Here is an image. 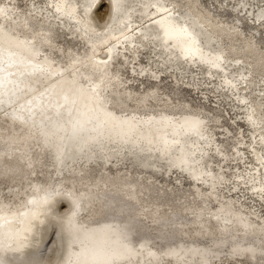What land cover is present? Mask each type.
Wrapping results in <instances>:
<instances>
[{
  "label": "bare ground",
  "instance_id": "obj_1",
  "mask_svg": "<svg viewBox=\"0 0 264 264\" xmlns=\"http://www.w3.org/2000/svg\"><path fill=\"white\" fill-rule=\"evenodd\" d=\"M102 1L86 17L85 10L92 8L97 0H47V8L53 11L55 17L62 19L59 22L65 25L63 29L88 46L86 54L70 47L65 52L68 58L65 64L56 61L53 56L54 20H48L43 14L41 21L45 24L36 26V14L31 6L30 11L23 12L11 0L0 1V68H4L0 76H8L14 71L23 72L20 85L6 88L7 91L18 90L13 96L1 93L0 86V119L6 121L5 126L0 128V177L17 182L12 189L14 200L4 199L0 191V219L11 218L10 224L5 226L13 232L24 229L17 239L21 242L20 247L15 248V243L0 244V264H48L49 236L53 229L56 230L60 252L55 264H80L86 257L105 259L112 256H120L121 259L113 260L111 264H227L229 260L242 258L254 264L263 260L264 264V219L258 218L252 211L245 213L244 209L236 207L232 199L220 198L218 185L223 183L224 174L212 167L213 159L210 157L212 152L224 161L226 155L216 145L210 116L203 114V109H194L190 102H184L181 86H177L188 77V87L196 89L195 76L188 74L192 66H202L210 75L219 73L224 76L221 85L238 96L239 105L246 106L255 74L262 75L261 80L264 79V50L259 41H249L237 25L229 26L214 19L201 8L200 0H154L145 21L134 18L130 13L129 2L132 0L117 15L113 13L111 0H105L109 11L104 17V24L99 26L95 12ZM85 2L83 9L80 4ZM71 10H75L71 19L61 16ZM256 15V22L262 24L264 7ZM190 25L204 31V40L194 47L202 57L200 60L183 59L188 52L186 46L189 39L176 35L184 32L185 28L190 30ZM2 36L5 38L2 39ZM150 41L156 45L155 53L159 59L149 63H159L163 72L171 70L176 84L170 98L162 103L158 72L151 74L156 85L138 93L122 87L120 68L116 66L119 61L123 64L138 63L140 48L148 46ZM5 47L11 52L21 51L20 66H7L10 59L2 54ZM122 49H129L134 60L128 61V52L122 53ZM120 54L125 60L117 56ZM234 62L237 63L235 66L248 69L240 79L229 75ZM27 63H32L41 75L30 80L21 67ZM211 63L219 64L221 70L213 69ZM140 74L149 78L146 67L141 69ZM239 81L243 86H239ZM183 82L186 83L185 80ZM173 95L179 98L178 102H171ZM72 97L76 98L70 99ZM67 99L79 101L78 104L71 101L72 105H67L68 110H62L57 116L55 106ZM44 101L50 104V109L32 108L34 103ZM93 102H97L99 112L113 117V123H123L124 127L111 125L112 129L108 131L104 128L106 122L98 117V121L85 124L87 134L75 135L67 140L68 130L72 131L75 126V110L72 108L86 109ZM130 102H133L132 110L128 108ZM150 102H156L159 107L151 108ZM263 117L264 104L255 99L248 107L246 121L254 133L259 132L254 136L252 149L256 165L250 174H235L241 182L250 183L253 193L261 197L264 196V136L260 130ZM192 122L199 125L198 130L185 131L182 126ZM134 127L136 132L129 131L130 135L124 133ZM56 129L63 132L55 133ZM120 130L124 135L120 137L122 139H116ZM159 133L162 137L157 138ZM178 142L181 146L175 145L169 152L164 149ZM66 143L73 156L77 154V157H71L63 167H59L60 158L56 152ZM37 145L42 151L36 150ZM239 151L241 149L237 147L234 154ZM43 152L49 154L54 172L58 175L54 186L46 174V181H28V174L37 173L41 166L40 155ZM181 153L192 156L189 169L183 168ZM120 157L131 159V167H141L152 174L158 172L159 167L167 170L172 167L174 172L185 173L195 186V195L202 204L206 207L208 201H217L216 207L209 211L205 223L189 226L185 231H179L173 225L171 233H164L163 226L175 221L177 214L152 207V204L157 197L169 192L157 189L153 182L141 176L133 175L131 168L126 173L102 171V174L94 176L100 162L109 164L112 161L116 164L115 159ZM108 183L115 184V187L104 189L102 185ZM202 186L207 192L202 190ZM35 199L49 201L35 208L31 203ZM62 202L68 207L64 213L60 212ZM139 202H143L142 206L137 205ZM34 208L35 213L23 222L21 215L29 214ZM142 214L155 224L159 231L155 236L148 233ZM216 223L226 230L224 236L217 237ZM4 227L0 226V229L5 230ZM235 229L253 234L255 238H238ZM156 238L161 246L156 244Z\"/></svg>",
  "mask_w": 264,
  "mask_h": 264
},
{
  "label": "rangeland",
  "instance_id": "obj_2",
  "mask_svg": "<svg viewBox=\"0 0 264 264\" xmlns=\"http://www.w3.org/2000/svg\"><path fill=\"white\" fill-rule=\"evenodd\" d=\"M0 1L4 2L5 0ZM11 1L13 2V5L16 6V8L20 11L27 12L31 9L33 10V12L36 14L34 15L36 26H43L45 24V22L41 21V18L44 15L46 18H48V20H54L56 22L54 26L55 34L53 35V56L56 61L65 64L68 60V58L65 57V52H67L70 47L74 48L78 52L86 54V48L88 46H86L81 39H78V37L73 36V34H70L69 31L63 29V26L65 25L59 22L62 19L60 20L55 17L53 15V11L47 8L49 7L47 0ZM144 1H147L148 3L145 4ZM152 1L154 0H132V2H129L131 5L130 13H133L134 18H140L139 20L145 21V15L148 14L150 6L153 5ZM169 1L170 0H167V2ZM200 2L201 8L208 11L214 19L221 20L229 26L237 25V27L243 32L244 36L249 41H259L258 44L264 50V21L262 24H259V21L256 22L255 20L257 17L256 14L259 12L260 8L264 7V0H200ZM85 4L86 2L84 4L81 3L80 6L82 7L83 5L84 8ZM29 7L31 9H29ZM108 11V3L106 1H102L95 12L96 21L99 26L104 24V17ZM139 11H141L142 14H137ZM202 39L204 40V38ZM140 49H142V51L139 52V56L137 57L139 59H137L138 63H135L134 61L133 63L125 62V64H123L121 61H119L120 58L117 57L119 62H117L116 66L120 68L119 76L122 81V87L131 88L138 93H142L145 89L156 85L157 82L151 79V74L158 72V84L160 83L159 85L161 86L158 91L159 95H162V97L160 96L162 98V103L165 99L170 98L169 95H172V89L176 85L173 81V73L171 70L168 72H166L167 70L165 72L161 71L162 66H159V63L155 65L149 63L159 59V56H157L155 53L156 45L152 43V41H150L148 46L146 44L145 48ZM122 50V53L128 52V61L134 60L133 57L130 56L132 52L129 49ZM117 56H122L123 60H125L123 55L120 54ZM236 64L237 63L234 62V65L230 67L234 70L229 69V72L231 71L229 75L233 78L240 79L242 75L248 71V69L246 67L239 68L238 66H235ZM143 67L147 68V74L149 78L143 74H140V71ZM134 69H137L138 71H135ZM116 75H118V73ZM188 75H193L197 79H195L196 85L194 86L196 89H191L188 87L190 86L187 85L189 78H184L186 83L183 82L184 80H182L181 83L177 85L179 87L181 86L180 88L183 92L182 100L184 102H190L194 109H200V111L203 109L201 112L210 116V127L211 131L214 133L215 140L217 141L216 145H219L220 148L223 149L226 155L225 157L227 158L223 161L221 156L213 155L211 152L210 158L213 159L211 160L212 167L215 170H220L224 174L222 177L223 183L218 185L220 187L218 190L219 194H221L220 198H223V200L232 199L235 202L237 208L241 207L245 210V213L252 211L257 214L258 218L264 219V196L261 197L254 194L250 188V183L247 184V182H241V179L235 175L236 173L240 172H243L244 174H250V171H252L256 165L253 159L254 153L252 149L253 144H255V142H253V139H255L254 136L259 132H253L252 128L248 125L246 118L248 107H250L255 102V99L264 104V79L261 80L262 75L255 74L254 76L255 80L252 84V87H254V85L255 87L254 89L251 87L249 90L250 95L248 94L247 99L248 106L239 105L238 96H236L232 91H228V89L221 85L224 76L220 75L219 73L210 75L206 68L202 66H192L191 73ZM238 83H240V81ZM241 85L243 86V83H240L239 86L241 87ZM224 90H226V92ZM172 98L171 102L179 101V98L176 99L177 97L174 95ZM131 104H133V102H130L128 105L130 110L134 108ZM150 107L157 108L159 105H157L156 102H150ZM5 124L6 121L1 118L0 128L4 127ZM260 130L263 132L262 134L264 136V117ZM235 146H237L238 149H241L237 155L234 154V152L237 150V147ZM36 150L42 151L41 148H38V145L36 146ZM238 156L241 159L237 158ZM121 158L122 157L115 159L117 161L116 164H114L112 161L109 164H104L102 163L103 161L100 162L101 164L98 165L94 176L97 177L98 174H102V171H106L110 174L117 172L126 173L128 169L131 168L134 170L133 175L141 176L145 180L153 182L157 189L161 188L162 191L165 190L164 192H169L168 195L165 193V195L157 197L152 204V207H160L163 210L174 211L177 214L176 220L172 222L173 224L171 222H167V224L163 226L162 231L164 233H171L173 230V225L176 226L179 231H185L189 226L203 224L207 221V216L210 215L209 211L216 207L217 201H208L206 207L204 204H202L201 200L195 195V186L192 184L191 179L185 175V173L183 174L179 171L174 172L172 167L168 170L166 168L159 167L158 172H154L153 175L150 173V170H145L141 167H131V159L127 158V160H123L125 157H123V159ZM40 164L41 166L39 167L37 173L28 174V181L34 182L35 180H39L43 182L46 181L47 176L50 178L52 185L54 186L55 183H57L58 175L54 172V166L51 164V158L47 152H43L40 155ZM16 183L17 182H9L3 177H0V191L3 197H5L4 199L8 201L14 200L12 196V189ZM102 186L104 189L111 190L115 187V184L108 183ZM204 187L205 186H202V190L207 192ZM142 204L143 202L137 203L138 206H142ZM67 210L68 207L64 202H62L60 205V212L64 213ZM141 217L148 233L152 236H155L159 232L155 228V224L145 214H142ZM214 228L216 230L217 237H222L226 234V230H224V227L220 223H216ZM234 232L238 238L245 237L249 238V240L255 238L253 234H247L241 229H235ZM158 240L159 239L157 238L155 239L156 244L161 246L158 244ZM59 256L60 252L58 250L56 230L53 229L49 236V247L46 262L48 264H55ZM226 258L227 257L225 256V259ZM245 260L246 258H242L240 260H229L227 261V264H254L250 260ZM260 264H263V260H261Z\"/></svg>",
  "mask_w": 264,
  "mask_h": 264
},
{
  "label": "water",
  "instance_id": "obj_3",
  "mask_svg": "<svg viewBox=\"0 0 264 264\" xmlns=\"http://www.w3.org/2000/svg\"><path fill=\"white\" fill-rule=\"evenodd\" d=\"M66 1H69V0H66ZM83 1V0H82ZM86 1V0H85ZM100 0H97V2L94 4V6L90 9H86L85 12H84V15L87 17V16H90L92 13H93V10L94 8L96 7V4L99 3ZM105 1V0H103ZM130 1V0H111V3H112V9H113V13L114 15H117V14H120L121 12L124 11L125 9V5L127 4V2ZM83 8V7H82ZM84 9V8H83ZM75 14V10H71L69 13H67V15H62V17H65V19H71V17ZM137 14H142V12H138ZM74 20V19H72ZM88 31V30H87ZM176 35H181V36H186L189 41H187V54H185V56L183 57L184 58H197L198 60L202 59L201 55L199 54V52H196L195 50H198L197 48H194L195 45H197L198 43H200V40H202V38L204 37V31L203 29L201 28H193L191 27L190 25V30H188L187 28H185V31L184 32H178ZM5 38V36H2V39ZM172 41V39L170 40ZM9 48V47H8ZM194 48V49H193ZM5 50L2 52V54H4L5 56L8 57V59H10L9 63L7 64L8 67H15L17 65L20 66V59L22 57V54H21V51L20 52H11L10 50L6 49V47L4 48ZM25 53V51H24ZM114 58H112L113 60ZM205 59V58H204ZM213 69H218V70H221V67L219 66V64L217 63H211L210 65ZM23 70H25L24 73H27V75L29 76L28 78L30 80H34L33 78L34 77H38L39 75H41V73L39 72L40 70L39 69H34V65L32 63H27L25 65H22L21 66ZM4 68H0V71H3ZM9 74V73H8ZM12 74V76H11ZM23 80V72L22 74H19V73H16L15 71L14 72H11L10 75L8 76H0V86L2 87L1 89V93H3L5 96L9 97V96H13L15 93H17L18 90H11L10 91H7V86H11L13 87L14 85H20V81ZM10 87V88H11ZM8 92H12V94H7ZM14 93V94H13ZM77 92H75L76 94ZM76 97H72L70 99H74ZM54 98H52V100H54ZM79 99V98H78ZM78 99H75V100H69L67 99L66 101H61L57 104V106H55L56 110H58L56 112V115L59 116L62 112V110H68V106L67 105H72L71 104V101L72 103L74 104H78ZM70 103V104H69ZM31 104V103H30ZM35 105H32V108H35L36 110H47V108L50 109L48 102L47 101H44V103H41V102H37V103H34ZM31 109V108H29ZM71 110V108H69ZM72 110H75V118H74V129L72 131L68 130L69 132V135L67 137V140H71V137H75V135H79V134H87V127L85 126V124L88 122V121H98V117H100L102 120H104V122H106V125L104 128H107V130L109 131V129H112L111 128V125L112 127H124L123 123L121 124H117V123H113V117L111 118V116H108L107 114H103L102 112H99V108H98V104L97 102H93V104H89V107L86 108V109H78L77 108H72ZM71 110V111H72ZM198 126L196 122H192V123H189V124H185L183 125V129L185 131H187V129H191V130H198ZM120 127V128H121ZM58 131H62L63 130H58L56 129L55 130V133L58 132ZM130 131V133H133V132H136V129L135 127L134 128H131V130L129 129L128 131H125L124 133H126V135H130L128 134ZM105 132V131H104ZM107 132V131H106ZM124 133H122V130H120L116 136V139L119 137V139H122L120 137H122L124 135ZM157 138H160L162 137V134L159 133L157 134L156 136ZM52 138V137H51ZM69 140V141H70ZM175 145H180V142H178L177 144H170L168 145V147H164V149L166 151H170L171 147L175 146ZM136 151V150H135ZM57 157H59V163H58V166L59 167H63L65 162L67 160H71L72 158L71 157H77V154H74L73 156V153H71L70 149H69V146H67V143L64 145L63 148H60L57 152ZM162 153V152H160ZM163 155V153L161 154ZM164 155H168V153L164 152ZM206 154H204L205 156ZM181 160L182 161V166L184 169H189V166L191 164V158L192 156L189 155V154H184V153H181ZM49 200H46V199H42V200H33L31 201V203L33 204V206H35V208L37 207H41L43 206L44 204H46ZM35 208L29 213H25V214H22L21 215V219L23 222L27 221L28 218H30L35 212ZM12 221L11 218H4V219H0V226L4 227L5 225L8 226L10 224V222ZM4 227L6 228L5 230L4 229H0V244H3V245H6V244H9V243H15V248H18L20 247V241H17V239L21 236L22 232L24 231V229L20 230V231H15L13 232L10 228H7V227ZM13 241V242H12ZM96 252L100 251V250H95ZM120 257V256H119ZM116 257L113 256L112 257H108V258H93V257H86L82 262H80V264H93V263H101V264H111V262L113 260H117V259H121V257ZM123 257V256H122ZM98 261V262H97Z\"/></svg>",
  "mask_w": 264,
  "mask_h": 264
}]
</instances>
